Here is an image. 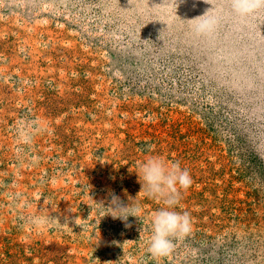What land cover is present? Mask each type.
Returning a JSON list of instances; mask_svg holds the SVG:
<instances>
[{"label":"rangeland","instance_id":"374dc122","mask_svg":"<svg viewBox=\"0 0 264 264\" xmlns=\"http://www.w3.org/2000/svg\"><path fill=\"white\" fill-rule=\"evenodd\" d=\"M148 155L192 179L162 258ZM0 264H264V3L0 0Z\"/></svg>","mask_w":264,"mask_h":264},{"label":"clouds","instance_id":"9594fccd","mask_svg":"<svg viewBox=\"0 0 264 264\" xmlns=\"http://www.w3.org/2000/svg\"><path fill=\"white\" fill-rule=\"evenodd\" d=\"M242 0H234L239 8ZM264 3V0H258ZM140 184L139 193L146 199L154 200L163 205L151 214L145 240L146 251L153 257L162 258L169 255L174 248V240L187 235L191 230V218L186 211H177L180 193L192 183L189 171L182 168L179 161H169L160 155H148L136 162L135 171ZM105 208V207H104ZM114 219L127 221L129 216L141 220L142 205L136 197L128 204L121 202L114 193L111 194L109 207ZM50 222L49 217H33L32 223L42 226ZM125 227H131L125 223Z\"/></svg>","mask_w":264,"mask_h":264}]
</instances>
